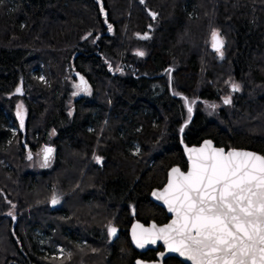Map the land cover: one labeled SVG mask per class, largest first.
Masks as SVG:
<instances>
[{
	"label": "trees",
	"instance_id": "trees-1",
	"mask_svg": "<svg viewBox=\"0 0 264 264\" xmlns=\"http://www.w3.org/2000/svg\"><path fill=\"white\" fill-rule=\"evenodd\" d=\"M128 63L145 76L119 72ZM180 134L264 156V0H0V264H130L131 210L167 221L148 196L185 169ZM22 143L52 147L51 167L30 166Z\"/></svg>",
	"mask_w": 264,
	"mask_h": 264
},
{
	"label": "snow or ice",
	"instance_id": "snow-or-ice-1",
	"mask_svg": "<svg viewBox=\"0 0 264 264\" xmlns=\"http://www.w3.org/2000/svg\"><path fill=\"white\" fill-rule=\"evenodd\" d=\"M223 43L219 33L213 31L211 46L221 57ZM77 87L88 91L83 77ZM231 89L240 90L237 84H232ZM224 103L230 104L231 99L226 97ZM185 104L190 118L191 104L187 99ZM20 108L17 115L23 126ZM52 151L44 149V166ZM188 155V172L173 168L164 190L153 193L164 201L174 219L161 228L153 225L151 229H141L139 234L134 228L136 246L143 248L163 240L170 252L190 264H264V156L236 150L226 153L222 148H213L210 141L200 149H189ZM52 203H58L55 195ZM108 233L114 236L116 229L110 226Z\"/></svg>",
	"mask_w": 264,
	"mask_h": 264
},
{
	"label": "water",
	"instance_id": "water-1",
	"mask_svg": "<svg viewBox=\"0 0 264 264\" xmlns=\"http://www.w3.org/2000/svg\"><path fill=\"white\" fill-rule=\"evenodd\" d=\"M148 14L150 15V17L152 18H155L156 15L150 11H148ZM154 14V15H153ZM212 49V47H211ZM212 51H214L212 49ZM215 52V51H214ZM72 77L76 80L77 84L80 85V74L75 72V71H72ZM17 95L19 96H22L23 93H22V89H20L19 92H17ZM193 117V114L191 113V117L189 118V120L187 122H189ZM206 141H210L211 144H212V147L215 148V149H224L225 152L227 153L228 151H233V150H236V151H247V152H252V153H255V154H258L260 155L259 153L255 152V151H252V150H247V149H225L223 147H217L215 146V144L210 140V139H205L203 141L200 142V144L198 145H191V146H188V145H185L183 142H182V138H181V134H180V147H181V150H182V154H183V158L186 162V167L184 170H182L178 165H174L172 167H170L167 172H166V179H165V183L163 184V186L161 188H155V189H152L149 193V200L157 205L158 207H160L167 215L168 217V221L162 225H157L155 222L151 221L149 222V224L147 225H144L142 224L140 221H133L131 223V225L129 226L128 228V238H129V242H130V245L131 247L138 253H145L146 251L148 250H154L156 251L159 247L162 248V251L161 252H158L156 254V261L155 262H145V261H142V260H135L134 264H163V261L167 258H175L177 259L178 261H180L182 264H190L189 261L185 260L184 258L180 257L177 253H174V252H170L167 248V246L165 245V243L163 242V240H157L154 244L153 243H149V244H145V246L143 248H139L136 246V243L134 242L133 240V230L134 228L136 229V232L137 234L140 233L141 229H151L153 225H155L157 228H161V227H164L168 224H170L172 222V220L174 219V214L169 212L168 211V208H167V205H165L164 201L163 200H159L157 199L153 193L154 192H162L164 190V188L167 186L168 184V179H169V173L171 172V170L173 168H179L181 172L183 173H187L189 168H190V160H189V155H188V150L189 149H200L204 146L205 142ZM45 148H51L50 146H45ZM29 149L28 146H25V150L27 151ZM262 156V155H261ZM139 225L140 227L137 228L136 226ZM14 224L12 226V229H14Z\"/></svg>",
	"mask_w": 264,
	"mask_h": 264
},
{
	"label": "rangeland",
	"instance_id": "rangeland-1",
	"mask_svg": "<svg viewBox=\"0 0 264 264\" xmlns=\"http://www.w3.org/2000/svg\"><path fill=\"white\" fill-rule=\"evenodd\" d=\"M213 31H216V32L219 33L220 38H222V40H223V42H224V43H223V47H224L225 40H224V38L222 37V34L220 33V31H219V30H212V31L209 33V35H208V49H209V50H212V49H211V47H212V46H211V43H212V32H213ZM142 37H144V36H141L140 38H142ZM138 38H139V37H138ZM142 39H143V38H142ZM214 56H216L217 59H218L219 61H222V60L224 59V57H225L224 54H223V57H221V56H219L216 52H214L213 57H214ZM205 66H206V65H205ZM41 78H42V77H41ZM73 85H74V94L77 95V93H79V91H80V88L77 87L78 84H77L76 80H75V82L73 83ZM231 86H232V85H231ZM87 93H88V92H87ZM225 98H226V96L223 97L222 99L224 100ZM20 106H22L23 126H21L20 117L17 115L18 111H21ZM15 114H16V117H17L19 123H20V126H21L22 130H24V129H25L26 110H25V107H24L23 103H21V102H18V103H17ZM22 144H23V143H22ZM23 145H24V147L27 146V145H25V144H23ZM45 146H47V145H42V146H40L39 148H37L36 150H31V148L28 146L29 149L26 151V155H27V159L30 161V166H32V167H34V168H36V169H48V168L51 167V165H52V163H53L54 153H53L52 157L49 159V162H48L47 166H44L43 156H44V149H45ZM24 149H25V148H24ZM136 151H138V150H136ZM53 152H55L54 149H53ZM135 153H136V152H135ZM29 155H31V159H29ZM94 162H97V158H94ZM97 163H98V162H97ZM99 163H100V160H99ZM56 198H57L58 202H59L60 199H61L60 196H56ZM50 203H52V199H51ZM52 204H53V203H52ZM54 205H57V203L54 204ZM10 213H11V215H9V216L12 218V224H11V227H12L13 224H14V226L16 225V216L13 214V212H10ZM110 226H113V224H110ZM107 228H108V227H107ZM107 228H106V231H107ZM39 239H40V242H43V236H40ZM56 250H57V252L55 253V254H56L55 257H57V258L62 257V255H64V253L66 252V248L63 247L62 245H57Z\"/></svg>",
	"mask_w": 264,
	"mask_h": 264
},
{
	"label": "flooded vegetation",
	"instance_id": "flooded-vegetation-1",
	"mask_svg": "<svg viewBox=\"0 0 264 264\" xmlns=\"http://www.w3.org/2000/svg\"><path fill=\"white\" fill-rule=\"evenodd\" d=\"M124 72V73H129L130 75V77H132V78H136V79H138V78H142L143 76H145V74H143V73H140V71H139V69H138V67H137V64L136 63H128V64H126V65H124L123 66V68H121V70H119V72ZM170 72L171 71H168V72H165V71H163L161 74H156L155 76L156 77H162L165 73L167 74L166 75V77L170 80ZM85 81V80H84ZM87 83V82H86ZM87 86H88V93H89V85L87 84ZM87 92H85V91H82L81 89H80V91H79V94H82V95H84V94H88ZM51 149H52V147H51ZM53 150V149H52ZM53 151H52V153H51V156H50V158L52 157V155H53ZM49 158V159H50ZM161 188V187H160ZM155 189V188H154ZM158 189V188H157ZM165 215H166V213H165ZM130 216L132 217V222L133 221H140L142 224H144V225H147V224H149V222H151L152 220H148L147 221V223H143L141 220H138V218L136 217V214H135V212L133 211V210H131V213H130ZM166 218H167V221H168V217H167V215H166ZM166 221V222H167ZM131 222V223H132ZM154 222V221H153ZM165 222V223H166ZM157 225H162V224H164V223H161V224H158V223H156ZM131 225V224H130ZM129 225V226H130ZM110 226H108V228H109ZM111 227H114L115 229H116V233H115V235L114 236H109V233H108V228H107V235H108V237H109V240L110 241H114L116 238H118V234H119V231H118V227H116V226H111ZM129 239V238H128ZM129 244H130V242H129ZM131 246V245H130ZM132 248V247H131ZM133 249V248H132ZM134 250V249H133ZM135 251V250H134ZM162 251V248L161 247H159L156 251H154V250H148V251H146L145 253H138V252H136L135 251V253H136V255H135V257L131 260V263L130 264H134V262H135V260H142V261H145V262H155L156 261V254L158 253V252H161ZM149 252L151 253V255L149 254ZM180 262V261H179ZM179 262H178V260L177 259H175V258H172V257H170V258H167V259H165L164 261H163V264H179ZM180 264H182L181 262H180Z\"/></svg>",
	"mask_w": 264,
	"mask_h": 264
}]
</instances>
